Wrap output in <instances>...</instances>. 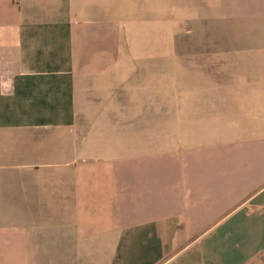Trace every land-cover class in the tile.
<instances>
[{
	"label": "crops",
	"instance_id": "1",
	"mask_svg": "<svg viewBox=\"0 0 264 264\" xmlns=\"http://www.w3.org/2000/svg\"><path fill=\"white\" fill-rule=\"evenodd\" d=\"M107 3L0 0V264H264V0Z\"/></svg>",
	"mask_w": 264,
	"mask_h": 264
},
{
	"label": "rangeland",
	"instance_id": "2",
	"mask_svg": "<svg viewBox=\"0 0 264 264\" xmlns=\"http://www.w3.org/2000/svg\"><path fill=\"white\" fill-rule=\"evenodd\" d=\"M132 0H123V6L119 9V11H110L113 6L114 0H108L107 9L109 15H113V12L118 20L123 23L124 28L126 29V25L131 23V19L135 18L136 21H139L141 25H139V30L143 32H139L138 30V40L134 41L131 36L129 38L131 41L128 43L124 42V48L128 50H138V51H151L157 53V55L162 54L164 49L168 50H180L181 45L183 44L184 38L181 39V29L176 28L173 32L172 42H164V14L165 11L163 9L162 0H154L155 1V11L149 10L147 8V0H145V6L141 9L130 8L128 3ZM143 1V0H140ZM167 12V11H166ZM156 17V27L152 25H148V20H151L152 16ZM109 18H112L109 16ZM113 19V18H112ZM116 19V18H115ZM134 20V19H133ZM134 20V21H135ZM149 35V41H148ZM140 37V39H139ZM124 39L121 35V44H123ZM127 44V45H126ZM183 47V46H182ZM156 66H157V82H162V59L156 58Z\"/></svg>",
	"mask_w": 264,
	"mask_h": 264
}]
</instances>
